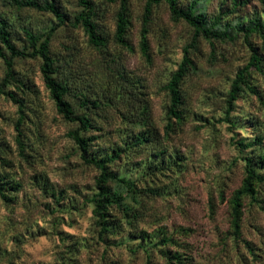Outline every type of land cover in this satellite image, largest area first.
I'll return each instance as SVG.
<instances>
[{"label":"rangeland","instance_id":"374dc122","mask_svg":"<svg viewBox=\"0 0 264 264\" xmlns=\"http://www.w3.org/2000/svg\"><path fill=\"white\" fill-rule=\"evenodd\" d=\"M35 1L54 2L68 22L58 25L50 13L0 0L11 42L30 53L25 31H52L50 55L69 88L66 100L74 115L90 119V155H116L108 168L131 186L109 183L124 200L109 208L111 230L102 234L92 202L98 172L81 160L68 135L78 124L56 111L39 59H14L16 81L3 88L0 57V176L18 185L15 192L5 187L6 198L0 194V264H264V169L254 199H244L237 235L227 204L245 176V159L264 157V45L257 35L249 38L262 55L261 71L249 74L257 93L243 88L232 109L227 105L230 85L251 53L237 27L253 14L264 22V0L197 1L195 12L205 14L213 31L223 32L225 22L230 28L226 39L199 38L189 50L195 68L181 86L179 122L168 115L165 86L192 28L164 2L150 5L145 23L147 1L125 0L123 45L115 34L122 0H91L106 40L95 48L71 24L82 10L77 0ZM191 2L177 0V7ZM8 93L23 102L20 124ZM82 97L98 108L81 107Z\"/></svg>","mask_w":264,"mask_h":264},{"label":"trees","instance_id":"16d2710c","mask_svg":"<svg viewBox=\"0 0 264 264\" xmlns=\"http://www.w3.org/2000/svg\"><path fill=\"white\" fill-rule=\"evenodd\" d=\"M14 5L22 8L34 9L40 12L50 13L55 17L58 25H63L68 22L67 17L59 10V8L54 4L50 3H39L35 0H11ZM79 6L82 8L81 12L74 18L71 24L73 26H79L89 44L95 48L103 47L106 43L105 37L99 33L96 23L93 21L94 9L91 0H77ZM109 3H113L116 0H105ZM147 6L145 10L144 20L147 22V16L149 14V7L152 4H158L164 2L174 18L183 20L192 28L191 42L182 50V59L177 67V69L172 73L170 79L168 80L165 89L169 96V106L168 115L173 117L177 122L182 119L181 108L183 106V96L181 93V86L185 77L195 68V65L190 57L189 50L195 49L199 38H204L207 40L216 39L224 40L228 37V29L230 25L225 22L224 31L216 32L213 31L210 26L206 24L205 14L196 13L195 7L198 0H192V2L187 5L184 9L177 7V0H146ZM126 5L125 0L120 3V8L117 13L115 34L118 42L123 45L126 43L124 35L126 33L127 21L125 19ZM238 31L243 32V39L250 48V56L248 58L247 64L238 70L233 79L230 89L227 95V105L228 109H232V105L236 100L238 94L243 91V88L248 89L251 93L256 94L253 87L251 86V81L249 79V74L251 71L260 72L262 67V55L258 53L257 49L252 47L249 38L252 35H257L264 45V22H262L258 15L253 14L251 20L245 24H240ZM52 31H49L45 35L36 36L30 31H25L26 42L31 49L30 53H25L23 50H19L11 42L9 33L6 29L5 21L0 18V43L3 45L4 49L7 51V55L1 52L0 57L5 61L6 73L2 81L3 88L9 82H15V76L13 71V60L16 58L24 59L28 56L39 59L40 66L39 71L42 76L45 89L48 91L49 96L53 102L56 111L63 117L65 121L71 123H77L78 127L68 133L69 137L73 140L80 152L81 160L86 164L94 167L98 175L95 179V189L96 193L93 196L94 209L93 213L96 217V226L99 228L102 234L108 233L111 228V223L108 222L109 208L113 205L120 206L124 198L117 192L112 191L109 187L111 181H119L122 185L130 187V183H126L123 180L117 178V176L108 168V165L113 161L116 155H105L101 157H96L90 155L89 153V143L94 140V136L86 137L85 134L90 130V119L86 115H74V111L70 102L66 100V96L69 94V88L63 80L57 78V68L54 64V60L50 55L49 42ZM147 43L144 39L141 40V49L145 52ZM20 82V81H19ZM22 83V82H20ZM25 83H22L24 85ZM9 99L19 106V113L21 114L18 119L20 124L23 119V102L14 95L8 93ZM81 107L87 108H98V105L87 97H82L80 102ZM17 143L20 148H22V143L20 140L21 132L18 130ZM264 169V157H259L257 160L252 161L251 159H245V176L243 177L240 186L235 189L228 199V207L230 209V226L235 235L239 234L240 227L243 218V208L244 199L251 198L254 199L257 192L259 183L263 180L259 174L258 170ZM5 187L8 191L15 192L18 190L17 184L6 183L5 179L0 176V194L3 198H6L3 191ZM7 191V190H6ZM114 227V226H113ZM163 244H174L172 240L163 239Z\"/></svg>","mask_w":264,"mask_h":264}]
</instances>
